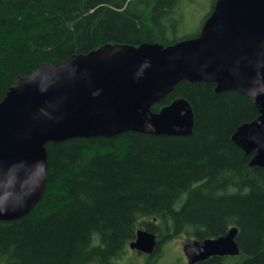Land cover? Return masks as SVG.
<instances>
[{
	"label": "trees",
	"instance_id": "obj_1",
	"mask_svg": "<svg viewBox=\"0 0 264 264\" xmlns=\"http://www.w3.org/2000/svg\"><path fill=\"white\" fill-rule=\"evenodd\" d=\"M191 1L0 0V101L43 63L105 44L168 46L198 35H178L181 5ZM179 99L192 108L190 135L128 131L48 143L41 198L26 215L0 220V264H126L139 229L156 236L149 264L172 238L193 242L232 227L238 255L194 264H264V167L232 140L259 115L255 101L182 80L151 110Z\"/></svg>",
	"mask_w": 264,
	"mask_h": 264
},
{
	"label": "water",
	"instance_id": "obj_2",
	"mask_svg": "<svg viewBox=\"0 0 264 264\" xmlns=\"http://www.w3.org/2000/svg\"><path fill=\"white\" fill-rule=\"evenodd\" d=\"M214 83L255 101L259 115L238 126L232 140L251 164L264 167V0H216L199 34L168 46L105 44L43 63L20 75L0 101V220L26 215L45 187L46 145L124 132L185 136L190 104L179 99L151 107L177 83ZM237 228L187 242L188 264L240 253ZM156 236L139 229L131 249L153 254Z\"/></svg>",
	"mask_w": 264,
	"mask_h": 264
},
{
	"label": "rangeland",
	"instance_id": "obj_3",
	"mask_svg": "<svg viewBox=\"0 0 264 264\" xmlns=\"http://www.w3.org/2000/svg\"><path fill=\"white\" fill-rule=\"evenodd\" d=\"M215 0H192L183 3V28L179 36L195 35L201 28L207 14L210 12ZM187 243L185 236H178L168 240L160 249L161 256L147 261L149 264H177V261L186 263L183 246ZM123 262L126 264H145L146 256L138 253L135 249L127 247Z\"/></svg>",
	"mask_w": 264,
	"mask_h": 264
},
{
	"label": "flooded vegetation",
	"instance_id": "obj_4",
	"mask_svg": "<svg viewBox=\"0 0 264 264\" xmlns=\"http://www.w3.org/2000/svg\"><path fill=\"white\" fill-rule=\"evenodd\" d=\"M136 251H137V250H136ZM137 252H138V251H137ZM138 253H139V252H138ZM143 254H144V253H143ZM144 255H148V256H149V255H152V254H144Z\"/></svg>",
	"mask_w": 264,
	"mask_h": 264
}]
</instances>
